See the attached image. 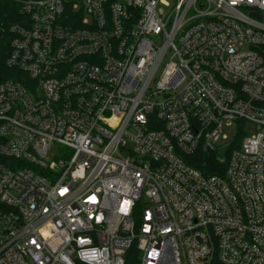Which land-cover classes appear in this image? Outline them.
<instances>
[{"label":"built area","instance_id":"2783aa9c","mask_svg":"<svg viewBox=\"0 0 264 264\" xmlns=\"http://www.w3.org/2000/svg\"><path fill=\"white\" fill-rule=\"evenodd\" d=\"M21 3L0 264H264V0Z\"/></svg>","mask_w":264,"mask_h":264},{"label":"trees","instance_id":"16d2710c","mask_svg":"<svg viewBox=\"0 0 264 264\" xmlns=\"http://www.w3.org/2000/svg\"><path fill=\"white\" fill-rule=\"evenodd\" d=\"M25 20L26 16L22 9L21 0H0V83L14 78L16 74L15 71L7 66L13 39L11 29ZM190 162L193 166L209 175L220 172L223 174L226 168V162L221 161L216 153L199 154ZM125 264H140V255L136 247L131 248L127 252Z\"/></svg>","mask_w":264,"mask_h":264},{"label":"rangeland","instance_id":"374dc122","mask_svg":"<svg viewBox=\"0 0 264 264\" xmlns=\"http://www.w3.org/2000/svg\"><path fill=\"white\" fill-rule=\"evenodd\" d=\"M237 132H238V125L236 123L231 127L225 128V134L228 136V139L222 140V142H221L222 147H221V151L219 152V154H223L229 148L232 141L236 138ZM253 132H254L253 126L252 125H246V133L248 135H252ZM60 149H62V148H60ZM50 160H52V158Z\"/></svg>","mask_w":264,"mask_h":264}]
</instances>
